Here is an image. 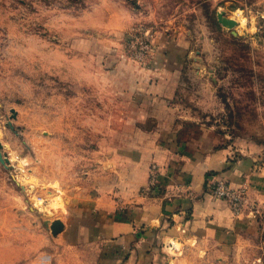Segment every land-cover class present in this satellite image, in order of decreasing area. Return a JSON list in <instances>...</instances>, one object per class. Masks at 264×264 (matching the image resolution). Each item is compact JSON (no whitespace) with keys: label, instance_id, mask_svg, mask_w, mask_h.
<instances>
[{"label":"rangeland","instance_id":"rangeland-1","mask_svg":"<svg viewBox=\"0 0 264 264\" xmlns=\"http://www.w3.org/2000/svg\"><path fill=\"white\" fill-rule=\"evenodd\" d=\"M217 11L237 24L223 26ZM170 39L185 60L171 84L170 132L197 148L228 149L231 162L247 159L262 172L264 0H0V142L8 158V167L0 163V264H264L258 210L256 230L231 260L174 246L156 226L138 229L143 241L129 258L50 230L73 204L93 209L113 166L119 206L128 148L153 132L147 109L167 108L126 97L105 60L119 57L146 75L159 54L167 57ZM150 169L146 191L165 187L159 168ZM220 181L239 213L255 210L246 181L233 186L220 172L206 178L215 199L237 214L232 196L217 192Z\"/></svg>","mask_w":264,"mask_h":264},{"label":"crops","instance_id":"crops-1","mask_svg":"<svg viewBox=\"0 0 264 264\" xmlns=\"http://www.w3.org/2000/svg\"><path fill=\"white\" fill-rule=\"evenodd\" d=\"M164 49L167 57L159 54L146 75L141 74L135 64L121 61L119 57L110 58L108 55V60H105L111 65L110 72L128 91L126 97L133 99L134 103L149 98L152 99L151 104L155 102L167 109L162 115L161 109H147V118L152 121L147 129L153 132L141 135V142L136 141V145L128 148L130 151L125 158L130 168L124 172L119 206L115 189L120 185L115 183L113 166L107 171L109 179L104 187L107 193L96 199L93 209L86 210L82 204H73L66 216L60 219L64 225L60 234L73 244L104 242L109 244L115 256L119 252L124 258H129L133 255L137 239L140 238V244L143 241L142 233L138 236V229L156 226L174 246L193 247L205 258L215 254L221 260H231V255L248 242L249 232L256 230L257 210L264 211V170L254 173L252 162L247 159L231 162L228 149L212 151L197 148L190 144L192 142L182 143L183 138L170 132L173 127L171 109L167 105L171 84L185 60L183 49L178 47L176 40H168ZM181 145L185 146L184 150L175 149ZM151 165H156L161 177L168 182L165 187L149 192L145 188L149 187ZM212 172H220L233 186L246 181L251 198L259 200L255 210L248 206L241 213L234 214L227 202L215 199L205 187L206 178ZM141 187H144L146 195L140 192ZM177 257L179 259V255Z\"/></svg>","mask_w":264,"mask_h":264},{"label":"water","instance_id":"water-1","mask_svg":"<svg viewBox=\"0 0 264 264\" xmlns=\"http://www.w3.org/2000/svg\"><path fill=\"white\" fill-rule=\"evenodd\" d=\"M217 20L229 29L233 28L237 24V21L234 18L227 16L224 11H217ZM232 32L236 34L234 30H232ZM1 147L2 145L0 142V163H2L5 167H8V158L2 153ZM63 226V222L60 219H55L50 224V230L53 235H56L63 230Z\"/></svg>","mask_w":264,"mask_h":264},{"label":"built area","instance_id":"built-area-1","mask_svg":"<svg viewBox=\"0 0 264 264\" xmlns=\"http://www.w3.org/2000/svg\"><path fill=\"white\" fill-rule=\"evenodd\" d=\"M216 188H217V192L221 196L222 195L223 196H225V195L229 196V194L231 195L230 190H228V188H226L224 186V183L222 181L218 182V184L216 185ZM231 196H232V198L234 200V202H233V204H234V211H235V213L238 214L240 212V207H239L238 199H237V197H235L233 195H231Z\"/></svg>","mask_w":264,"mask_h":264},{"label":"bare ground","instance_id":"bare-ground-1","mask_svg":"<svg viewBox=\"0 0 264 264\" xmlns=\"http://www.w3.org/2000/svg\"><path fill=\"white\" fill-rule=\"evenodd\" d=\"M34 198V197H33ZM39 203V202H38ZM41 204V203H40Z\"/></svg>","mask_w":264,"mask_h":264}]
</instances>
